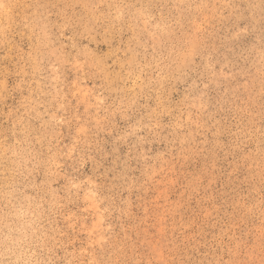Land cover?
I'll list each match as a JSON object with an SVG mask.
<instances>
[{"label": "rangeland", "instance_id": "374dc122", "mask_svg": "<svg viewBox=\"0 0 264 264\" xmlns=\"http://www.w3.org/2000/svg\"><path fill=\"white\" fill-rule=\"evenodd\" d=\"M0 264H264V0H0Z\"/></svg>", "mask_w": 264, "mask_h": 264}]
</instances>
